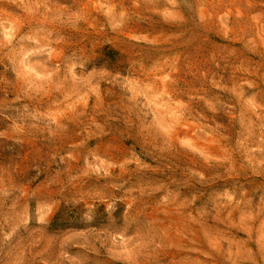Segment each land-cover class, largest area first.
Segmentation results:
<instances>
[{
  "label": "rangeland",
  "instance_id": "obj_1",
  "mask_svg": "<svg viewBox=\"0 0 264 264\" xmlns=\"http://www.w3.org/2000/svg\"><path fill=\"white\" fill-rule=\"evenodd\" d=\"M0 264H264V0H0Z\"/></svg>",
  "mask_w": 264,
  "mask_h": 264
}]
</instances>
